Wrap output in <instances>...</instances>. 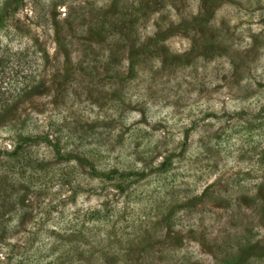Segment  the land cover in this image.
<instances>
[{
	"label": "rangeland",
	"instance_id": "1",
	"mask_svg": "<svg viewBox=\"0 0 264 264\" xmlns=\"http://www.w3.org/2000/svg\"><path fill=\"white\" fill-rule=\"evenodd\" d=\"M6 7L0 264H264V0Z\"/></svg>",
	"mask_w": 264,
	"mask_h": 264
},
{
	"label": "trees",
	"instance_id": "2",
	"mask_svg": "<svg viewBox=\"0 0 264 264\" xmlns=\"http://www.w3.org/2000/svg\"><path fill=\"white\" fill-rule=\"evenodd\" d=\"M11 1H13V0H0V30H3L2 29L3 27L8 28V26H6L5 23L3 22V20H4L3 16L5 15L4 13H5V10L7 9V7H6L7 4L10 3ZM17 73H18V71H15L14 74L12 75V74H7V72L5 70L2 71V69H1V71H0V120L3 119L4 114H6L5 112L1 113V111L3 109H5L6 111H10V107L17 102L16 99H18V96L22 91V89H21L19 91L14 92L13 94H11V92L9 91V88H8V84H12V83H15L16 87L19 86V82H18L19 80L17 79L19 74H17ZM7 88H8V90H7ZM18 92H20V93H18ZM11 101H13V102H11ZM167 163L170 164V161L166 162V160H164L161 163L160 167L163 171H165L166 169H169L167 167L168 166ZM4 195L5 194H3V200H4ZM2 214H3V216L7 215L6 212H2Z\"/></svg>",
	"mask_w": 264,
	"mask_h": 264
}]
</instances>
